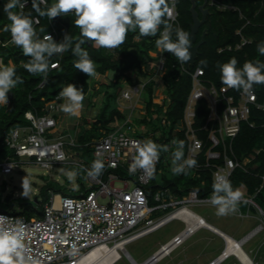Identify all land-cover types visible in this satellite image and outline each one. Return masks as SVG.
Masks as SVG:
<instances>
[{
    "label": "built area",
    "instance_id": "1",
    "mask_svg": "<svg viewBox=\"0 0 264 264\" xmlns=\"http://www.w3.org/2000/svg\"><path fill=\"white\" fill-rule=\"evenodd\" d=\"M226 6L235 8L230 4L220 5V7ZM176 12H178L177 7ZM237 32L241 33V28L237 29ZM247 40L243 36L242 43ZM151 53L158 59L150 61V64L155 67V74L160 75L166 66L165 55L159 50ZM162 58L163 63H161ZM182 66L188 69L186 64ZM196 69L192 73L193 82L184 115L177 128L184 131L188 142L185 159L195 158L197 160L208 142L204 159L197 161L198 167L211 168L212 177L219 171L231 179L237 167L249 170V164H252V170H254L258 165L256 159L262 147H255L251 152L239 158L234 150L233 139L244 121L254 125V122L250 120L251 112L253 109L264 110V99H259L255 86L256 99L252 101L240 92L225 89L222 84L217 85L204 79L202 75L197 74ZM146 81L141 80L130 84V87L122 90L121 96L131 101L138 99L144 90ZM164 96L165 94H162L159 100L155 97V100L161 102ZM201 98L207 99L210 112L207 122L201 128H197L194 126L195 105ZM57 100L56 96L47 103L46 107L49 111L46 113L37 114L28 110L26 116L31 123L17 126L7 134L6 144L12 148L13 154L0 162L3 172H11L14 167H20L29 162L39 163L46 168L59 163H74L79 164L83 169L90 168L76 158V155L80 154L77 147L81 143L75 134L68 133L67 138L62 135L54 140L45 134L46 131L56 132L59 120L53 111L58 108ZM139 105L141 106L131 104L128 108L125 107L129 112L124 121L117 122L114 128L85 143L89 144L93 154L105 163L102 175L95 179L87 177L85 190L82 191L79 187L80 193L72 194L54 192L49 189L50 197L43 204L40 215H27L4 208H0V215L22 219L28 233L26 242L33 254L40 259L41 264H74L92 248L99 245L113 247L124 240L128 243L173 219L181 220L184 228L161 243L158 249L146 259L147 264H155L170 255L202 227L214 230L225 242L222 251L210 259L207 264H220L232 255L241 264H258L242 247V244L259 232L264 227L263 223L256 225L244 236L236 239L189 207L190 203H207L210 195L200 194L196 188H191L181 197L173 194L169 187H158L153 192L147 189L152 179L143 176L140 171L135 174L129 173L128 168L135 154L132 142L144 139L133 133L137 126L131 120L133 110L137 107L145 109V102ZM200 129L209 130L206 138L198 134ZM61 156L63 159H60ZM113 162L115 167L111 166ZM259 176L264 179V169L259 172ZM116 181H121L123 186H117ZM262 185L256 187L253 194L244 195L243 200L247 203V212L244 213L243 208L238 205L236 214L248 216L249 210L254 208L264 218V209L255 199ZM150 195L153 196L154 202L152 203ZM100 196L107 197V201L100 202L98 200ZM169 207H174V209L165 214L161 213ZM62 240L66 242L61 243ZM231 240H234V244ZM72 244L76 245V253L70 256L68 252ZM230 246L233 247L227 250ZM244 255L247 256L244 257Z\"/></svg>",
    "mask_w": 264,
    "mask_h": 264
},
{
    "label": "trees",
    "instance_id": "2",
    "mask_svg": "<svg viewBox=\"0 0 264 264\" xmlns=\"http://www.w3.org/2000/svg\"><path fill=\"white\" fill-rule=\"evenodd\" d=\"M7 2L8 0H0V57L5 65L9 61L16 65L17 75L23 78L24 83L18 85L8 94L9 103L7 105H0V153L9 148L5 138L13 128L31 123L26 112L28 110L37 114L48 112L47 103L55 99L61 88L68 83L83 87L84 93H88L93 87V92L88 99L89 106L95 104L94 96L102 93L100 109L91 120L86 115L83 116L82 123L85 126L83 125L76 133L78 141L81 143L77 147L78 151L84 153L92 150L89 144H85L87 141L114 128L117 122H122L127 118V112L120 108L117 100L120 81L125 80L129 84H133L147 80L143 90L146 93L145 112L136 116L135 123L149 126L153 140L158 144L169 145L170 149L168 153L161 154L160 161L156 165V176L151 180L152 183L147 185V189L152 191L153 188L160 186L169 187L171 192L178 197L186 194L191 188L198 189L203 195L211 194L213 177L210 167L194 168L188 175L173 176L171 174L170 157L171 152L175 150V145H172L171 142L173 139L183 140L185 142L184 154L188 147L184 131L178 130L175 126L181 123L192 87V73L197 67H202L199 63L201 60L208 62L203 71V78L217 85L221 84L216 68L217 62H227L231 57L238 59V66H242L246 60L264 61V56L259 55L256 50L257 44L264 41V0H206L209 11L197 33V40H199L202 32L206 29L205 40L199 46L195 62L188 69H184L175 57L165 52V69L162 74L156 75L155 67L150 64V61L158 59L151 53L158 50L155 47L156 37L137 40L135 39L137 33H129L126 43L114 51L97 49L91 43L83 45L96 63L95 75L107 74L110 78L109 82H101V86L98 88L95 85L96 78L92 83V77H87L73 67V61L76 58L71 51L66 52L63 57L54 56L52 58L53 62L59 61V67L50 70L47 84H42L41 77H34L27 73L22 65L27 62L28 57L23 56L20 49L8 43L10 34L3 31L4 26L9 23L3 12V5ZM48 2L51 4L53 0H48ZM204 2L205 0H196V8L199 10L200 16L202 12L199 5ZM228 4L235 8L220 7V5ZM30 6L31 0H29L28 7L25 8L26 13L31 11ZM191 6L192 0H178L176 5L179 14L175 24L186 31L190 30L193 22ZM32 16L35 18L37 14L32 12ZM73 20L74 16L71 15L57 17L51 21L47 17H43L39 18V24L34 26L41 39L44 35L50 34L56 42H60L66 32L74 38H78L79 29L74 27ZM41 28L44 29L43 32L40 31ZM239 28H241V33L237 32ZM243 36L248 39L245 43H242ZM239 44L240 46H238ZM255 87L259 99H264V85ZM157 91L158 93L162 91L165 94L161 102L155 100L158 95ZM195 109L194 126L201 128L207 122L210 112L207 99H198ZM250 120L254 122V125L244 121L240 131L233 139V146L239 158L251 152L255 147H262V151L256 159L258 165L254 170H252V164H249V170L237 167L230 180L233 188L245 185L250 195L254 193L256 187L263 184L255 199L264 209V179L259 176V172L264 169V110L253 109ZM87 123L90 124L89 127H86ZM208 131V129H200L198 134L206 138ZM208 144L207 142L197 160L204 159ZM9 153L13 154L10 151ZM49 197L50 193L46 190L42 198L39 195L35 196L36 201L30 200L20 212L34 215L33 211H41ZM240 205L246 207L247 203L242 200ZM120 260H124L126 264H132V261L124 255H121L113 264Z\"/></svg>",
    "mask_w": 264,
    "mask_h": 264
},
{
    "label": "clouds",
    "instance_id": "3",
    "mask_svg": "<svg viewBox=\"0 0 264 264\" xmlns=\"http://www.w3.org/2000/svg\"><path fill=\"white\" fill-rule=\"evenodd\" d=\"M177 3L178 0H53L49 4L48 0H31V11L26 13L25 8L28 7L29 0H8L3 5V12L9 23L4 26L3 31L10 34L8 43L28 57L22 67L30 75L41 77L42 84H47L50 70L59 67V61L53 62L52 58L63 57L68 51L76 58L73 61L76 70L87 77L94 76L96 63L83 45L91 43L97 49L114 51L126 43L129 33H137V40L156 37L155 47L161 53L167 52L180 64L185 65L192 60L193 54L190 51L189 32L175 24V17L179 14L176 12ZM32 12L37 14V18H33ZM70 15L74 16V27L79 29L78 38L67 32L60 42H56L50 34L40 38L34 26L39 24V18L47 17L51 21ZM40 31L43 32L44 29L41 28ZM256 50L259 55L264 56V41L257 44ZM199 63L202 67H197L196 72L203 75L208 62L201 60ZM238 65L236 57H231L227 62H217L220 82L225 89H233L255 101L254 86L264 85V61L246 60L242 66ZM23 83V78L17 75L16 65L12 61L5 65L0 58V105H7L8 94ZM57 99L63 101L60 105L63 113L78 116L84 107V89L68 83L61 88ZM132 143L135 154L128 168L129 173L140 171L148 179H154L156 165L161 154L169 152V145L158 144L151 138ZM171 143L175 145L170 157L171 174H190L192 169L198 167V161L195 158H184L183 140L173 139ZM60 159H63V156ZM111 166L115 167V163ZM104 168V161L97 158L92 161L91 167L84 171L87 177L95 179L102 175ZM66 175L72 180L77 173L68 171ZM22 189V196L28 197L31 185L27 177L22 180ZM243 197L244 193L239 188H233L227 175L219 171L214 174L212 192L207 198V203L216 209V216L225 217L236 213ZM27 235L22 219L0 215V264H41L26 242ZM75 253L76 245L72 244L68 255Z\"/></svg>",
    "mask_w": 264,
    "mask_h": 264
},
{
    "label": "rangeland",
    "instance_id": "4",
    "mask_svg": "<svg viewBox=\"0 0 264 264\" xmlns=\"http://www.w3.org/2000/svg\"><path fill=\"white\" fill-rule=\"evenodd\" d=\"M95 78L97 81L95 83L96 88L101 86V82L110 81V78L107 74H97L94 75V77L92 76V83H94ZM127 87H130V84L125 80H121L119 83V95L117 100L119 106L126 112H129L127 108L128 106H131V104H137V106H141L139 104H144L146 93L142 90L139 98H136L140 102H138L136 99L132 101L127 100L121 96L122 90ZM158 91V95H156L157 100H159L161 95L164 94L162 91L159 93ZM92 92L93 87H91V90L88 93H85V100L83 102L84 107L78 116H69L63 113L60 109V105L63 103V101L57 100L58 108L55 109L53 113L57 117L62 115L61 123L57 124L56 132L46 131V136L52 137L54 140L62 135L67 138L68 133H73L76 135L82 126H85V124L82 123L83 116L86 115V117L91 120L102 105L103 96L102 93H99L94 96L96 100L95 104L89 106L88 99ZM144 111V107H137L131 113V120L136 122V116L141 115ZM89 125L90 124L87 123L86 127H89ZM135 125L137 128L133 133L144 137V139H153L151 130L148 128L149 126L145 124L140 126L137 123H135ZM178 126L179 124H177L175 128H178ZM147 130H149V133ZM8 149L11 153L13 152L12 148L9 147ZM8 149L0 153V162L4 161L7 156L11 155ZM76 156L80 162L88 165L89 167H91V163L94 159L99 158L93 154L92 150L85 151L84 153L82 152ZM68 171H74L77 173V175L72 180H69L66 175V172ZM24 177L29 179L31 185V193L28 197L22 196V180ZM86 179L87 173L84 171L82 166L74 163H59L51 168H46L41 166L39 163L29 162L22 164L20 167H14V169L8 173L3 172L0 166V208L10 209L12 211H21L24 209V207H26L30 200L35 201V196L39 195V197L42 198L44 192L46 190L49 191V189L53 190L54 192L79 194L80 190L83 191L87 188ZM116 185L121 187L123 186L121 181H116ZM79 187L80 190H78ZM237 188H239L244 193V195L249 194L245 185L242 184ZM156 189L157 188H153L152 191L154 192ZM149 198L151 203L154 202L153 196L150 195ZM107 199V197H98L100 202H105ZM189 207L204 216L210 223L224 230L236 239L244 236L256 225L260 223L264 224V218H262L260 212L254 208L249 210L248 216H241L234 213L225 217H218L215 214L216 209L208 203H190ZM242 208L243 212L246 213L247 208ZM173 209L174 207H169L166 210H162L161 213L165 214L166 212ZM41 213L42 208L41 211H33L34 215H40ZM183 228L184 223L181 220L173 219L161 227L151 231L150 233L131 240L125 244V247L138 262H142L146 260L155 250H157L161 243L170 239L174 234ZM224 245V239L216 234H208L206 238L202 240H196L195 237L192 236L179 245L170 255L165 256L155 264H207L210 259L214 258L222 251ZM242 247L249 253L256 263L264 264V227L246 242H244ZM120 253L121 255H124L122 250H120ZM128 258L132 260L130 257ZM115 264L126 263L124 260H120ZM220 264L241 263L235 256L232 255L226 258Z\"/></svg>",
    "mask_w": 264,
    "mask_h": 264
},
{
    "label": "water",
    "instance_id": "5",
    "mask_svg": "<svg viewBox=\"0 0 264 264\" xmlns=\"http://www.w3.org/2000/svg\"><path fill=\"white\" fill-rule=\"evenodd\" d=\"M196 5H197L196 0H192L191 10H192L193 22H192L191 28L188 32L190 34V40H191L190 51L192 52L193 56H192V60H190L188 63H186V66H188V67L195 62V59L198 55L199 46L205 40L206 29H204V31L202 32L201 38L199 40H197V33H198L200 26L205 21L206 16H207V12L209 11L208 7L206 6V0L204 3L199 5V9L202 12L201 16L199 15V10L196 8ZM35 201H36V199H35ZM122 252L126 257H130L132 259L131 260L132 264H134L135 262L140 263V264H147V260H144L142 262H138L137 260H135V258L131 255V253L127 250L126 247L124 250L122 249Z\"/></svg>",
    "mask_w": 264,
    "mask_h": 264
},
{
    "label": "bare ground",
    "instance_id": "6",
    "mask_svg": "<svg viewBox=\"0 0 264 264\" xmlns=\"http://www.w3.org/2000/svg\"><path fill=\"white\" fill-rule=\"evenodd\" d=\"M126 242L127 240L121 241L113 247L99 245L86 252L84 256L74 264H112L121 256L120 250L125 249ZM231 242L233 243L234 240H231ZM232 247L233 246L228 247L227 250L231 249ZM246 256L247 255H244V257ZM134 264L140 263L135 262Z\"/></svg>",
    "mask_w": 264,
    "mask_h": 264
},
{
    "label": "crops",
    "instance_id": "7",
    "mask_svg": "<svg viewBox=\"0 0 264 264\" xmlns=\"http://www.w3.org/2000/svg\"><path fill=\"white\" fill-rule=\"evenodd\" d=\"M1 58V57H0ZM61 114V113H60ZM62 116V115H61ZM59 116L58 120L59 123H61V119L62 117ZM240 205V204H239ZM241 206V205H240ZM207 220V219H206ZM208 221V220H207ZM217 227V226H216ZM219 228V227H218ZM208 234H218L217 232H215L214 230L208 228V227H202L200 228L196 233H194L193 235H191L190 237L194 236L196 240H202L204 238H206V236Z\"/></svg>",
    "mask_w": 264,
    "mask_h": 264
}]
</instances>
